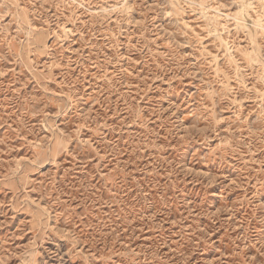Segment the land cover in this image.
I'll use <instances>...</instances> for the list:
<instances>
[{
    "label": "rangeland",
    "instance_id": "1",
    "mask_svg": "<svg viewBox=\"0 0 264 264\" xmlns=\"http://www.w3.org/2000/svg\"><path fill=\"white\" fill-rule=\"evenodd\" d=\"M0 264H264V0H0Z\"/></svg>",
    "mask_w": 264,
    "mask_h": 264
},
{
    "label": "bare ground",
    "instance_id": "2",
    "mask_svg": "<svg viewBox=\"0 0 264 264\" xmlns=\"http://www.w3.org/2000/svg\"><path fill=\"white\" fill-rule=\"evenodd\" d=\"M219 12V11H218Z\"/></svg>",
    "mask_w": 264,
    "mask_h": 264
}]
</instances>
